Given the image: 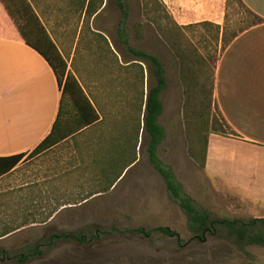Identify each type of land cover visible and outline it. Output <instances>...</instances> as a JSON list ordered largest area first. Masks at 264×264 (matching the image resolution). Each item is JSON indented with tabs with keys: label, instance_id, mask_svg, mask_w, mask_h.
<instances>
[{
	"label": "crops",
	"instance_id": "obj_1",
	"mask_svg": "<svg viewBox=\"0 0 264 264\" xmlns=\"http://www.w3.org/2000/svg\"><path fill=\"white\" fill-rule=\"evenodd\" d=\"M27 1L98 120L0 174V247L32 224L51 221L66 206H81L114 190L140 164L142 153H147L143 114L135 151L131 119L114 120L103 114L116 108L115 103L104 106L99 97L103 91L115 92V57L122 67L131 61L122 62L108 37H94L101 34L93 24L102 4L97 3L90 31L82 41L84 0ZM162 1L179 27L204 22L224 26L226 0ZM240 1L263 21L230 39L223 49L220 33L212 99L236 137L208 135L204 171L241 195L244 202L257 206L253 210L259 215L254 218H264V0ZM77 15H81L78 21ZM146 81L145 72V94ZM60 95L51 67L24 42L0 2V158L28 155L51 133ZM74 115L70 108L63 110L62 131L76 127Z\"/></svg>",
	"mask_w": 264,
	"mask_h": 264
},
{
	"label": "rangeland",
	"instance_id": "obj_2",
	"mask_svg": "<svg viewBox=\"0 0 264 264\" xmlns=\"http://www.w3.org/2000/svg\"><path fill=\"white\" fill-rule=\"evenodd\" d=\"M121 1L128 11V19L122 27L129 46L156 56L165 70L166 89L160 98L163 113L159 120L165 131V139L157 149L159 159L173 169L184 193L197 207L206 209L212 219L249 220L259 215L257 210H253L257 206L244 202L241 195L226 189L205 173L201 158H193L187 140L188 121L184 110L185 96L179 75V59L167 37L178 39L179 49L184 54L192 57L193 53L195 58L202 59L203 81L209 82V60L213 56L218 57L220 50L218 41L213 37L215 30L195 28L176 31L167 21L161 23L165 32H160L155 23L160 10L152 8L155 0ZM96 2H102V7L94 18V30L114 42L116 54H119L123 63L131 61L118 34L121 13L116 7V0ZM226 14L224 22L229 34L239 32L256 21L235 0L228 2ZM80 17L81 15H77L76 20H80ZM89 22L90 20L84 19L82 41L90 31ZM94 37L101 38L99 35ZM115 61V92L103 91L99 97L104 106L112 103L116 105L113 110H103L105 116L108 113V117H114V120L120 117L125 121L134 117L131 102L126 105L131 101L134 70L120 66L118 57H115ZM76 63L77 59L74 60V67ZM144 69L147 70L145 65ZM216 109L212 106L209 113L211 121L219 119ZM208 129L209 123L207 127L202 120L201 137L207 136ZM111 227L121 232L136 228L152 230L167 227L178 234L182 243L179 245L175 238H167L160 233L144 238L114 232L110 239L86 247L74 243H62L51 250L42 247L46 256L29 264H264L263 248L250 246L242 252L231 245L222 233L213 237L206 236L203 243L194 240L185 215L178 205L168 199L162 179L151 167L148 153H142L140 164L114 190L89 200L87 204L66 206L51 221L32 224L26 230L4 240L0 247V264H13L10 259L25 252L28 247L41 245L51 234L73 232L89 235L95 229L109 230ZM1 251L6 252V258H2Z\"/></svg>",
	"mask_w": 264,
	"mask_h": 264
},
{
	"label": "trees",
	"instance_id": "obj_3",
	"mask_svg": "<svg viewBox=\"0 0 264 264\" xmlns=\"http://www.w3.org/2000/svg\"><path fill=\"white\" fill-rule=\"evenodd\" d=\"M83 1V7L85 12L83 13L84 19L90 20L95 14L97 2L96 0H89L86 7ZM230 0H226V11L224 20L227 19V6ZM237 3L246 8L240 0H235ZM8 16L19 32L24 42L37 51L51 67L56 81L60 89V101H59V113L56 122L53 125L51 133L28 155L18 154L11 157L0 158L1 168L0 174H6L16 167L25 158H33L38 156L42 152H45L62 142L74 132L81 130L85 126L93 124L98 120L96 111L84 95L82 89L76 82L75 78L67 71V64L64 58L57 50L52 39L44 29L33 8L27 0H0ZM102 2H100V5ZM99 5V6H100ZM149 6V5H146ZM116 7L121 13L120 28L118 31L120 41L124 45L125 52L131 57V62L128 66L131 70H134L133 80L131 85L133 86V92L131 96V107L133 109L134 117L131 119L133 125H135V134L133 135L134 144L133 151H135L137 138L140 130L141 115L143 114V137L148 139L147 153L148 161L151 167L158 173L162 179L163 185L167 191L168 199L178 205L187 219L188 229L194 234L193 239L199 243L205 241L206 236H215L222 233L224 237L230 241L231 245L237 247L240 251L245 252V249L250 246H258L264 249V218H251L249 220L242 219H212L211 214L206 210L199 208L195 205V202L184 193L181 184L177 181V178L173 172V169L161 161L157 155V149L165 139V131L159 124V118L163 113V104L160 99L161 94L166 89V77L165 70L162 62L156 56L145 53L140 50H136L129 46L127 38L124 34L125 21L128 19L127 6L121 1L116 0ZM154 10L159 8L160 12L156 15L155 23L158 26V31L165 32L163 22H170L172 27L176 31H183L186 29L201 28L205 31L215 30L213 37L215 41H218L221 33L222 45L221 48H225L226 43L230 39L235 38L238 34L244 32L247 28L262 23V19L249 13L256 19L255 22L248 25L246 28L236 33L229 34L224 26L221 29L219 26H214L210 23L204 22L196 25H190L187 27L177 26L170 14L168 13L166 6L162 0H155V4L152 7ZM157 14V11L155 12ZM222 31V32H221ZM99 35L101 38L103 36ZM170 47L175 50L179 59L180 67V80L184 87V110L186 111V120L188 121V143L191 151V155L194 159L201 158V164L204 168L207 138L209 134H219L226 137H236L235 133L231 130L229 125L218 113L216 121L209 118V113L213 105V83H214V68L218 60L217 56H213L209 60L210 75L208 81H203V61L202 59L195 58L193 53L192 57L181 52L178 39H174L171 36L167 37ZM205 59V58H204ZM146 66V71L144 69ZM205 65V64H204ZM206 66V65H205ZM145 72L147 73V93L145 94ZM207 78V77H206ZM205 78V79H206ZM208 83V86H207ZM83 103V106H82ZM72 109L75 112L74 120L76 121V127L71 129L67 126L66 131H62L61 113L63 110ZM216 108V107H215ZM91 117L87 115L88 111ZM217 110V109H216ZM89 114V115H90ZM202 120L205 121L206 126L209 129L206 137H201L200 127ZM215 124L217 126H215ZM134 153V152H133ZM115 181H113L114 183ZM112 183V184H113ZM109 188L104 192H108ZM114 232L129 235L141 236L144 238H150L153 233H160L167 238H175L177 244H181L178 234L167 228L157 227L152 230H144L143 228L127 229L123 232L111 227L109 230L95 229L89 235L84 233L73 232H59L49 235L41 245L31 246L26 248L25 252H22L14 256L10 261L13 264H29L34 260L43 259L46 256V251L41 249L42 247L51 250L62 243H74L76 245L86 247L91 244H97L102 240L110 239ZM6 258V252H2V258Z\"/></svg>",
	"mask_w": 264,
	"mask_h": 264
}]
</instances>
